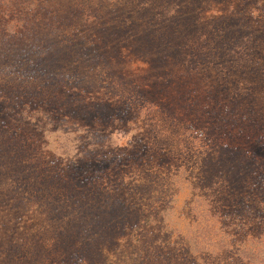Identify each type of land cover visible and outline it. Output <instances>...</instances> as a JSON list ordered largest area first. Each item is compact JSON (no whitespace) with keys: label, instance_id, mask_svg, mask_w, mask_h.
Returning a JSON list of instances; mask_svg holds the SVG:
<instances>
[{"label":"rangeland","instance_id":"rangeland-1","mask_svg":"<svg viewBox=\"0 0 264 264\" xmlns=\"http://www.w3.org/2000/svg\"><path fill=\"white\" fill-rule=\"evenodd\" d=\"M27 1L0 0V264H258L264 0H76L35 36Z\"/></svg>","mask_w":264,"mask_h":264},{"label":"trees","instance_id":"trees-1","mask_svg":"<svg viewBox=\"0 0 264 264\" xmlns=\"http://www.w3.org/2000/svg\"><path fill=\"white\" fill-rule=\"evenodd\" d=\"M72 1H76V0H29L26 3H22L23 4L22 9H24V13L29 14L31 18L34 20V22H38V24H36V28L32 30L33 35L35 31L38 30V28L42 27L41 25H45L46 28L48 27V30L50 28H51L50 30H52V28H55L56 24L58 25V20H59L56 19L55 17L58 16L59 12L63 8H65L66 13L68 12L70 14L73 13L75 10V5L71 3ZM44 20H46V23H43ZM19 22H20L19 23L20 29L30 27L28 19L25 22L24 21H19ZM102 39L104 40V36H102ZM105 40H106V36H105ZM88 54L90 53H87L86 58L89 59ZM98 56L99 53H96L95 57ZM155 59L158 61L156 57ZM198 147L200 151H202L204 148L205 152H207L209 149L207 145L206 146L198 145ZM239 152L243 155L244 158V160L242 161L243 170L241 169L240 171L243 173L244 170L247 168V163L249 162L252 168L255 167L254 170L256 172L255 173L256 176L252 178H249L247 176L248 178H245L242 182L244 188H250V189L249 190L244 189V192H246V196L248 197L243 204L241 220L242 222L244 221V228H246L247 231H250L249 236L252 235L253 238V240H248L246 245L244 246V248H246L244 249V252L246 254L244 260L250 261L251 259H254L253 262L257 261L258 264H264V160L262 159L258 161L254 160L253 162H251L248 151H245L244 149H239L237 152H235V154ZM249 243L254 244V247H252L251 244L249 245ZM66 257H68L67 259L68 262H73V264H76L75 257H79V255L71 254L70 256L66 255L65 258ZM64 260L67 262L66 259Z\"/></svg>","mask_w":264,"mask_h":264}]
</instances>
